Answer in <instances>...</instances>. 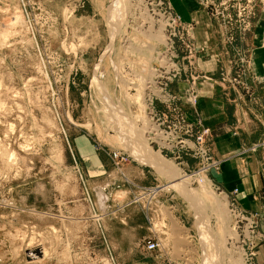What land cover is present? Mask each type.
<instances>
[{
	"label": "rangeland",
	"instance_id": "374dc122",
	"mask_svg": "<svg viewBox=\"0 0 264 264\" xmlns=\"http://www.w3.org/2000/svg\"><path fill=\"white\" fill-rule=\"evenodd\" d=\"M204 5L220 21L214 27L235 39L252 31L264 0H207ZM174 17L178 23L170 22ZM159 34L163 43L155 38ZM196 55L193 25L182 23L168 0H0V264H244L249 252L257 264L264 217L252 214L254 229L236 222L227 197L207 172L204 182L195 175L205 163L191 151L158 150L145 141L148 134L131 135L135 122L146 126L141 117L151 118L146 127L175 128L164 140L168 144L184 134L171 126L178 115L192 125L193 134L198 131L174 86L195 79ZM161 56L173 67L146 88L138 79L149 78L150 67L162 66ZM186 94L190 105L193 95ZM115 106H121L117 120ZM109 125L114 133L107 132ZM78 137L86 138L97 157L108 154L105 170L90 173L76 150ZM139 143L149 146L155 159L162 156L178 178L189 177L195 201L165 189L170 182L134 158L133 148L142 150ZM117 149L125 160L113 158ZM184 158L195 166L184 170ZM97 192L107 195V210ZM248 233L252 249L243 243ZM151 239L161 243L159 251L145 250ZM39 245L45 256L28 260L26 250Z\"/></svg>",
	"mask_w": 264,
	"mask_h": 264
},
{
	"label": "crops",
	"instance_id": "0c3cea01",
	"mask_svg": "<svg viewBox=\"0 0 264 264\" xmlns=\"http://www.w3.org/2000/svg\"><path fill=\"white\" fill-rule=\"evenodd\" d=\"M205 1L168 0L180 21L193 25L197 52L195 79L178 81L175 92L187 120L197 130H208V149L217 162L216 167L206 171L211 184L239 209L264 217V5L252 31L232 39L214 27L220 21L208 14ZM190 92L195 100L188 105L183 97ZM80 139L91 145L84 137L74 141L90 173L105 170L110 161L108 154L102 159L97 157L92 148L84 149L77 143ZM181 164L184 170L195 166L191 158H184ZM260 221L259 228L264 231V218ZM255 261L264 264V243L257 247Z\"/></svg>",
	"mask_w": 264,
	"mask_h": 264
},
{
	"label": "bare ground",
	"instance_id": "6f19581e",
	"mask_svg": "<svg viewBox=\"0 0 264 264\" xmlns=\"http://www.w3.org/2000/svg\"><path fill=\"white\" fill-rule=\"evenodd\" d=\"M112 12V11H111ZM141 16V15H140ZM143 17V16H142ZM148 17V19L149 20H151V19H153V17L152 16H147ZM146 17V18H147ZM146 22V21H145ZM120 24V23H119ZM167 24V23H166ZM161 26H163L164 24H160ZM159 28H160V26H159ZM157 33H160V30H158V31H156ZM162 33V32H161ZM115 36V35H114ZM112 37V34H111V42L112 43H110V45L112 44L113 45V41H114V38L115 37ZM149 37V36H148ZM153 38V37H152ZM155 38L157 39V42L159 43V42H161V43H163L164 42V40H163V38H164V36L163 35H156L155 36ZM154 39V38H153ZM110 45H108V48L106 49V54L108 53H110V51H111V47L112 46H110ZM104 53V54H105ZM170 59H168V58H166L165 56H161V59H158L157 60V62H159L162 66H159V68H155L154 67V69H153V67L151 68L150 67V69H148L149 70V73H148V75L149 74H151V70H152V74H151V76L149 77V78H141V76H140V78L138 79V81H140L141 82V84L143 85L144 83L145 84H147V83H149L150 82V86H145L146 88H151L152 86H153V84H154V78H156V77H159V76H161L159 73H161V74H163V73H166L169 69H168V67L169 68H171V67H173V64L172 63H169L168 61H169ZM161 69H163V70H161ZM161 71V72H160ZM98 82H99V78L97 77V83L96 84H98ZM103 85V84H102ZM105 87H106V85H105ZM103 88V87H102ZM101 88V89H102ZM107 88V87H106ZM108 89V88H107ZM101 92H103V91H101ZM106 93V92H105ZM108 93V92H107ZM105 96H106V99H105V101L106 102H108V103H111V98H110V96H108V95H106L105 94ZM104 97V96H103ZM102 98V97H101ZM141 98V97H140ZM136 99V98H135ZM137 100H138V98H137ZM142 100V99H141ZM100 101V100H99ZM110 105V104H109ZM143 106V109H144V104H142ZM147 105V104H146ZM116 107V106H115ZM141 107V108H142ZM111 107H109V109H110ZM103 109V108H102ZM119 109L121 110V106H118V108L116 107V109L113 111V110H111L112 111V113H114L115 114V117L118 115V113L117 112H120L119 111ZM140 110H142V109H140ZM108 113V112H107ZM110 113V112H109ZM116 113H117V115H116ZM121 113V112H120ZM108 115V114H107ZM123 115V117H125V114H122ZM122 115H120V116H122ZM136 117V116H135ZM140 117V116H139ZM138 117V118H139ZM143 117H144V115H143ZM106 118H107V116H106ZM117 118L118 117H116V120H117ZM126 118V117H125ZM127 119V118H126ZM135 119V118H134ZM144 119V118H143ZM142 119V117H141V120L144 122L143 124L144 125H146V126H148V122H151V118L150 119H147V117H146V119H144L143 120ZM112 120H113V118H112ZM123 118L121 119V117L119 118V126H122V125H124L125 123H123ZM136 120V119H135ZM108 121H109V118H108ZM134 121V120H133ZM114 122V121H113ZM116 122H118V121H116ZM107 123V122H106ZM109 124V123H108ZM114 126V125H113ZM131 126V125H130ZM134 126L135 127H137L139 130H140V132L138 131H134V130H136L135 129V127H133V124H132V128L130 129L131 130V135H135L136 133H137V136L136 137H140V139H141V136L144 134V133H148V135H146V136H144V139H145V141H148V143H149V145H150V142H149V140H153V141H155V142H158L159 143V145H162L161 143L163 142V140L166 138L163 134H162V132H160V131H158V128H157V125H155V124H151V126H149V127H146V126H138V123L137 122H135L134 123ZM116 128V127H115ZM118 128V127H117ZM147 128V129H146ZM116 130V129H115ZM118 130H119V128H118ZM117 130V132H118V134L121 132V130L120 131H118ZM110 131V125H109V130H107V132H109ZM111 132V131H110ZM125 132V131H124ZM136 132V133H135ZM111 133H114V132H111ZM149 133H150V135H149ZM122 134H123V132H122ZM119 136V135H118ZM113 137V136H112ZM133 137V136H132ZM143 137V136H142ZM146 137V138H145ZM119 138V137H118ZM118 138H116V137H113V141H116L117 143H118ZM133 138H135V137H133ZM112 139V138H111ZM135 140H137V138H135ZM135 140H133L134 142H135ZM131 141V140H130ZM79 145H81L82 147H84V149H88L87 148V144L85 143V141L83 140V139H80V140H78V142H77ZM119 145H121L122 143H118ZM141 143H139V146H140V148L142 149V150H140V152H138V150H137V148H133V152L135 153V155L133 154V156H134V158H136L139 162H141V163H145V164H142V165H153V166H155V167H153V166H151L152 168H154V169H156V170H158V171H160L161 173H163L164 175L162 176H160V177H162V178H164V179H166V178H170V180H169V182H170V185L168 186V187H165V189H174L175 191H177L178 192V194L180 193V195L183 197V198H185V199H187V200H189V201H195L194 199H195V196H194V193H193V190H192V188H190L189 186H188V184H187V180H188V178L189 177H184V178H178L177 176H176V170H175V168L173 167V166H171V165H169V164H167V162H165V161H162V160H160V158L162 157H160V155H157V153H156V155H157V157L158 158H154V156H153V152H151V150H150V147L148 146V144H147V146L149 147H146V145L145 144H143V145H145V146H143V145H140ZM136 146H138V140L136 141V144H135V147ZM143 146V147H142ZM139 149V148H138ZM132 150V149H131ZM153 151V150H152ZM158 153H160L158 150H156ZM139 157V158H138ZM92 159H94V158H92ZM136 159H134V160H136ZM156 161H155V160ZM163 159V158H162ZM136 160V161H137ZM164 160V159H163ZM96 165H97V163H96ZM159 166H161L160 168H159ZM201 172V173H200ZM199 173H196L195 175H197V177L198 178H200L201 179V181L202 182H204V180H205V175H203L204 173L203 172H205V170H202V171H200ZM167 182H168V179L166 180ZM96 196H97V198H98V203H99V205L101 206V208L103 209H106L107 208V205L105 204V202H106V200L108 199V197H107V195L105 194V193H103L102 194V192H97V194H96ZM225 205V204H224ZM222 206H223V204H222ZM224 207V206H223ZM107 210V209H106ZM227 210H228V207H227ZM228 212H229V210H228ZM230 215V214H229ZM175 230H177V229H175ZM205 233V232H204ZM204 233H202V234H204ZM35 250H38L39 251V253H40V255L39 256H37L36 254H35ZM45 250L46 249H44V247L42 246V245H39L37 248H34V249H28V250H26V258L28 259V260H30V261H36L37 262V260H41V258H43L44 256H45ZM241 253V252H240ZM244 253V252H243ZM243 253H241V255L243 254ZM240 255V256H241ZM239 260V259H238ZM235 263H236V261H235Z\"/></svg>",
	"mask_w": 264,
	"mask_h": 264
},
{
	"label": "built area",
	"instance_id": "2783aa9c",
	"mask_svg": "<svg viewBox=\"0 0 264 264\" xmlns=\"http://www.w3.org/2000/svg\"><path fill=\"white\" fill-rule=\"evenodd\" d=\"M161 5H164L163 2L160 3ZM172 23H178V19L177 17H174V19H171ZM164 71V70H163ZM161 72V71H160ZM164 74V73H163ZM162 76V74H161ZM173 76V74H172ZM176 77V76H174ZM167 79H170V77H168ZM158 80V79H157ZM147 86H150V82L147 83ZM173 99V97H172ZM193 101L195 100V96L193 95L192 97ZM166 101H168L167 106L172 105V101L169 100V97H167ZM174 112H176V110L173 108ZM152 115V113H150ZM177 117H180L179 122H177L176 124H171L172 127H181L183 130L184 134H176V144H168V143H164V140L167 139V135L170 136L171 133L174 132V130H176L175 128H173V131H168L166 130V128L163 126L161 127L159 124H155L157 125L158 131L162 132V134L166 137L163 142L161 143L162 145H159L158 142H155L153 140H149L150 143L151 141L153 143H156L157 145V149L161 150V149H170V150H179L180 148L182 149H188L189 151H191V153H193L194 156H196L197 158L200 159L201 163H205L204 166L201 168L202 170L207 171L209 168H214L217 166V162H215L214 160H212L211 156L209 155V149L206 146V137L208 135V130L206 128L202 129V130H198L196 133L193 134L192 132V125L188 122H186L185 124H183V121L180 122V120H183V117L178 115ZM157 121V120H156ZM167 128H170V124H167ZM175 133V132H174ZM148 134V133H147ZM191 144V145H190ZM256 147V146H255ZM255 147H253V150H255ZM122 150L117 149L116 151H113V158L118 159V160H125L126 156H124V153L121 152ZM227 197V196H226ZM227 201H228V210L230 215L234 216V219L236 220V222L239 223H247L248 224V229H254L255 224H254V215L246 213L244 211H241L238 209V207L235 205V202L233 200H230L227 197ZM253 231V230H252ZM250 234L248 233L246 236L243 235V243L252 249L254 246H251L250 243ZM144 247L146 251L149 252H157L162 248L161 243L158 240H147L144 243ZM253 253L249 252L246 253L245 255V259L244 260V264H256L253 260Z\"/></svg>",
	"mask_w": 264,
	"mask_h": 264
},
{
	"label": "water",
	"instance_id": "95a60500",
	"mask_svg": "<svg viewBox=\"0 0 264 264\" xmlns=\"http://www.w3.org/2000/svg\"><path fill=\"white\" fill-rule=\"evenodd\" d=\"M145 166H147V167H150L151 169H153L154 171H156L159 175H164L163 173H161L160 171H158V170H156V169H154V168H152L150 165H145ZM165 176V175H164ZM168 179V181L170 180V178H166L165 180H167ZM35 252V254L37 255V256H39L40 255V253H39V251L38 250H35L34 251ZM28 258V257H27Z\"/></svg>",
	"mask_w": 264,
	"mask_h": 264
}]
</instances>
